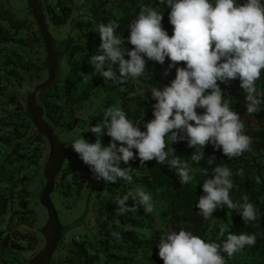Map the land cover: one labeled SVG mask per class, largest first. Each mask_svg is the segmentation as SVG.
I'll use <instances>...</instances> for the list:
<instances>
[{
	"label": "trees",
	"instance_id": "1",
	"mask_svg": "<svg viewBox=\"0 0 264 264\" xmlns=\"http://www.w3.org/2000/svg\"><path fill=\"white\" fill-rule=\"evenodd\" d=\"M28 2L33 10L31 17L19 14L18 9H27L21 1L0 0V186L3 182L8 184L9 180L12 181V175L7 173L11 170L14 160L27 156L24 150L31 139L28 137L31 120L36 124V118L43 115L47 117L48 123L54 121L56 125L65 124L70 129L78 123L80 118L74 115L82 105L89 102L93 94L107 85L103 77L95 73L90 65L91 78H88L86 85L78 88L80 81L89 71L83 66H87L88 57L100 54L97 50L101 38L95 31L99 24L116 21L119 24L117 35L127 38L130 35L129 24L135 19L141 6L149 5L165 11L163 26L169 36L174 34V26L168 21L171 9H164L159 5V0H28ZM40 13L43 21L48 15L56 26L63 25L73 15H78L74 25L80 31L81 40L68 49L70 71L62 90L52 91V99L51 88H47L50 86L49 81L39 84L37 92L24 86L25 81L33 80L34 76L31 72L33 69L31 58L27 56L28 47L43 40L38 27ZM29 40L33 42L30 46ZM125 46L129 49L134 47L127 43V40ZM169 63L167 58L163 65L148 61L145 75L138 80H130L121 86L108 84L107 89L110 92L102 102V110L109 106H120L126 111L128 118L141 125V130H144V122L154 118L152 105L155 101L151 99L149 89L170 84L176 75L175 68L165 75ZM183 63L179 62L177 67L183 66ZM239 84L240 81L237 79L230 84H222L221 87L224 89L225 99L230 102V107L240 113L245 123V132L252 138V150L242 157L230 160L222 151L214 150L209 144L205 149V158L199 164H195L190 160L194 149L189 148L186 142L174 143L173 152L180 155L181 159H188L196 169L192 184L181 185L175 172L166 165L157 164L156 160L140 165L139 159L131 161L129 165L121 162L122 167L133 169L132 183L98 182L89 166L80 159L71 145L66 149L61 144L63 159L61 165L59 164L60 168L51 173L52 189L54 190L55 185L59 183V190L65 197L73 192L77 194V198L82 190L86 188L90 190L94 194L95 231L86 234L83 240L73 237L70 252L58 257L55 262L53 254L51 264H163L158 255V243L164 231H178L184 227L206 241H214L217 239L220 225L226 226L228 232L255 234L257 238L254 246L246 247L230 259L226 258V264H264V183L259 185L255 183L257 175L264 180V110L248 116L245 93ZM257 86L258 91H264V72ZM85 139L95 142L96 136L89 131ZM110 140L107 135L103 137L105 145ZM210 157L214 158L215 164L226 163L233 170L234 188L230 192V197L238 200L243 194H247L257 209L256 221L246 225L240 214L226 207L217 209L211 221H205L198 214L196 203L199 196L204 194L202 182L205 177L202 172L207 169L209 175H212L211 170L216 166L208 163ZM240 168L244 169L243 178L235 175ZM5 187L8 192L5 195L12 194L10 192L12 189ZM136 187H141L152 195L154 211L146 213L143 207H139L136 211L118 215L115 198ZM27 203L26 196L20 195L19 204L22 210L17 211L26 212ZM128 203L132 205L135 202L130 199ZM8 205L9 201L6 198L0 200V223ZM58 223L62 234L65 235L67 233L65 226ZM113 232H119L120 238H115ZM21 236V232L13 233L15 239ZM7 239H10V236ZM56 244L59 245L60 242Z\"/></svg>",
	"mask_w": 264,
	"mask_h": 264
},
{
	"label": "clouds",
	"instance_id": "2",
	"mask_svg": "<svg viewBox=\"0 0 264 264\" xmlns=\"http://www.w3.org/2000/svg\"><path fill=\"white\" fill-rule=\"evenodd\" d=\"M159 5L171 9V36L162 23L165 11L149 5L141 6L129 24L127 38L117 35L116 21L101 23L95 30L101 38L100 54L90 55L88 63L105 83L121 86L138 80L145 75L148 61L163 65L167 58L166 76L176 69L170 84L149 89L155 101L154 118L144 119V130L120 106H109L102 119L87 130L96 136L95 142L81 134L70 143L98 182L132 183L133 169L122 167L121 162L129 165L139 159L140 165L151 160L166 165L181 185H189L196 174L192 163L199 164L205 158L209 144L230 160L252 150L245 123L230 107L221 85L238 79L248 116L264 110V91H258L257 86L264 72V0H159ZM125 40L134 47L127 48ZM179 62H184L183 66L177 67ZM105 135L111 138L107 145L103 143ZM179 142L194 149L192 163L173 152L172 145ZM208 163L215 164L214 158ZM215 165L212 175L207 169L202 172L204 194L196 203L198 214L211 221L217 209L226 207L240 214L246 225L256 221L257 209L247 194L238 200L230 197L233 170L226 163ZM235 175L243 178L244 169ZM255 183L264 180L257 175ZM130 199L135 203L130 205ZM114 202L118 215L139 207L146 213L154 211L152 195L141 187L116 197ZM112 235L120 238L119 232ZM256 239L255 234H234L220 225L217 239L206 241L181 227L161 234L158 255L163 264H226V258L254 246Z\"/></svg>",
	"mask_w": 264,
	"mask_h": 264
},
{
	"label": "rangeland",
	"instance_id": "3",
	"mask_svg": "<svg viewBox=\"0 0 264 264\" xmlns=\"http://www.w3.org/2000/svg\"><path fill=\"white\" fill-rule=\"evenodd\" d=\"M20 1L27 9H18L19 14L31 17L33 10L28 0H16ZM77 18L75 14L67 23L56 26L48 15L44 21L41 13L38 15L39 33L43 40L39 44L29 40L28 46L33 44L28 47L27 56L31 58L34 76L33 80L25 81V88L37 92L39 84L49 81L50 86L47 88H51V99L52 91L62 90L70 71L68 49L81 40L80 31L74 25ZM83 66L89 71L78 88L86 85L92 74L89 63ZM107 85L82 105L74 115L80 119L70 129L65 124L59 126L54 121L48 123L47 117L43 115L36 118V124L33 120L29 123L31 128L28 137L31 139L24 150L27 156L14 160L7 173L12 175V181L9 180L8 184L3 182L0 186V200L6 198L9 201L0 223V264H51L53 254L55 262L58 257L70 252L73 237L83 240L86 234L95 231L94 194L86 188L78 198L73 192L65 197L59 190V183L52 189L51 173L61 165V144L68 149L74 139L81 134L85 138L88 128L102 119V102L110 92ZM31 159L37 161L32 162ZM5 186L12 189V194L5 195L8 193ZM20 195L26 196L28 200L26 212L17 211L22 210ZM58 222L65 226V235ZM16 231L22 233L17 239L13 238ZM9 236L12 240L7 239ZM57 242L60 244L57 245Z\"/></svg>",
	"mask_w": 264,
	"mask_h": 264
}]
</instances>
